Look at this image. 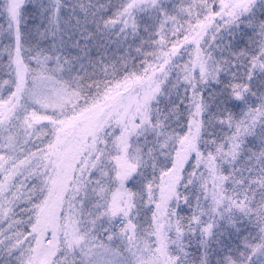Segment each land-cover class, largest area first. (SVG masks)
<instances>
[{"label":"snow or ice","instance_id":"6c2138e0","mask_svg":"<svg viewBox=\"0 0 264 264\" xmlns=\"http://www.w3.org/2000/svg\"><path fill=\"white\" fill-rule=\"evenodd\" d=\"M0 264H264V0H0Z\"/></svg>","mask_w":264,"mask_h":264},{"label":"rangeland","instance_id":"374dc122","mask_svg":"<svg viewBox=\"0 0 264 264\" xmlns=\"http://www.w3.org/2000/svg\"><path fill=\"white\" fill-rule=\"evenodd\" d=\"M149 216H150V214H149Z\"/></svg>","mask_w":264,"mask_h":264}]
</instances>
